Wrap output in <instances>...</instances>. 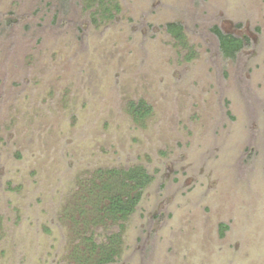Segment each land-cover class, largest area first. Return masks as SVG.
Listing matches in <instances>:
<instances>
[{
    "label": "rangeland",
    "instance_id": "obj_1",
    "mask_svg": "<svg viewBox=\"0 0 264 264\" xmlns=\"http://www.w3.org/2000/svg\"><path fill=\"white\" fill-rule=\"evenodd\" d=\"M115 1L0 0V264H84L98 172L135 166L114 264H264V0ZM214 26L251 43L224 59Z\"/></svg>",
    "mask_w": 264,
    "mask_h": 264
},
{
    "label": "trees",
    "instance_id": "obj_2",
    "mask_svg": "<svg viewBox=\"0 0 264 264\" xmlns=\"http://www.w3.org/2000/svg\"><path fill=\"white\" fill-rule=\"evenodd\" d=\"M83 2L86 3V11H90L92 22L95 24L112 21L120 12V6L115 0H83ZM166 30L183 48H187L185 27L182 23H168ZM211 32L218 41L220 54L227 60L236 59L251 43L248 37L226 33L219 26L212 27ZM128 108L137 122L145 120L153 111L152 106L144 100L130 102ZM98 175L100 179L106 180L100 186L94 182V187L100 190L92 204L101 215L97 219L96 228L84 238L90 245L84 264H114L119 261L122 253V233L126 229L127 222L136 212L153 177L143 166L103 169ZM109 222L117 230L107 236L106 241L100 243L95 233ZM228 229L227 225L222 224L221 235L224 236Z\"/></svg>",
    "mask_w": 264,
    "mask_h": 264
}]
</instances>
